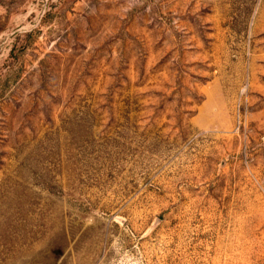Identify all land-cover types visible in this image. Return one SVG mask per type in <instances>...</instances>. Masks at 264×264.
<instances>
[{
    "label": "rangeland",
    "instance_id": "1",
    "mask_svg": "<svg viewBox=\"0 0 264 264\" xmlns=\"http://www.w3.org/2000/svg\"><path fill=\"white\" fill-rule=\"evenodd\" d=\"M0 264H264V0H0Z\"/></svg>",
    "mask_w": 264,
    "mask_h": 264
}]
</instances>
